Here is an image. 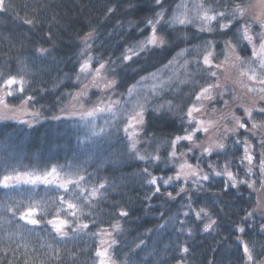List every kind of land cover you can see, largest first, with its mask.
I'll list each match as a JSON object with an SVG mask.
<instances>
[{"label": "snow or ice", "instance_id": "1", "mask_svg": "<svg viewBox=\"0 0 264 264\" xmlns=\"http://www.w3.org/2000/svg\"><path fill=\"white\" fill-rule=\"evenodd\" d=\"M167 5V7H165ZM224 6L225 10H218ZM49 7H52L49 5ZM28 5H24L27 10ZM143 9H147L151 15L143 16L139 21H129L131 30L140 38L131 39L128 47L124 49L121 55L117 58L125 67H131L132 64H139L145 57L155 55L158 52H166L172 50L176 45L177 40L187 42L190 38L182 30L194 27L196 31L192 38H197V33H213V22L216 24V34L220 36H227L232 33L237 38V43L245 44L242 49L245 52H251V56L247 59L236 55V44L231 40L220 41L224 45L219 51H216L213 41H203V49L199 50L197 46L193 48H184L177 53V57H184L185 55L196 52L197 56L194 60H184L181 65L187 72L189 63L194 65L196 73H203L201 79L206 83L199 85V91L193 90L188 95L190 104L184 105L180 108L182 113L179 117L180 134L169 132L167 135L170 139L163 141L167 145V161L175 164L177 160L183 161L179 163L178 170L175 176L154 175L149 171L148 167L141 168L138 173L125 174L121 169L125 166L129 157L132 159L147 164L149 166H159L161 163H166L159 155L160 145L153 148V152H145L142 154L138 145L141 143L139 136H147L143 140L146 145H152L157 139L155 133L148 135L149 128H157L164 135L162 129L159 128L157 121L164 120L167 117L174 115V110L179 107L173 104V101L167 100L164 103H153L152 99L145 97L143 103L137 102L135 107L139 111L134 115L128 117L126 122L110 123L105 121V127H100L92 123L98 113L105 111H112L111 103L105 107H93L86 109L83 103L77 108L76 104L69 103L64 105L61 100L54 101L51 105L40 103L43 99L42 93L45 92L43 88H35L34 80L26 79L25 75L19 74L20 71L27 73L26 69H18V75H11L12 69L9 72L0 71V121L19 120L21 124L29 127L39 124L41 121H68L78 117L79 120H88L92 127L86 133L85 139H92V137L106 134L111 136L114 133L119 135L116 145L109 144L104 150L108 153V158L105 159L101 150L97 147L98 158L114 173H118L115 178L109 180L104 179L99 182L95 172H87V169L80 165L69 164L67 166L61 165L51 166L50 170L44 171H18L15 168L5 169V174L0 176V187L10 190L4 195L10 199L11 191H17L20 186L30 185V189H25L28 199L15 200L14 205L7 206V211L11 212L12 219L19 225L23 231L28 234L36 232L37 229L43 231L48 230V234L53 235L59 242L70 241L78 239L81 236L88 235L90 228H97L96 204L93 202V197H99L96 203L107 200L105 193L109 191H116L128 186V181L134 180L136 176L146 177L141 181V187H148L154 189L147 193L143 198V203L149 208L154 207L151 203L154 197L164 196L166 194L168 201H175L177 196L183 194V198L188 202L182 205L187 211H178L175 217H165L164 212H160L156 217L164 222L158 224L155 230L147 228L140 233L133 241L129 242L123 239L128 229L125 223L130 220L134 209L131 206L128 209L119 207V202H113V207L118 210L115 213H109L114 217L113 220L108 221V228H99V231H94L91 235L94 238H99L98 246L95 249L94 260L97 264H163L159 259L161 253L169 251L179 252L185 257L191 255L187 241L181 242L179 239H169L168 243H164L161 234L171 229V235L174 237L186 236L188 240H193L197 232L210 233L217 225V220L212 218V213L204 207L196 210L193 207V198H199L201 193L208 194L209 189L205 187L206 184H213L216 178H221V188L219 192L211 193L213 201L219 200L222 195H228L232 190H237L236 194L240 195L238 189L240 186H245L252 189L255 194L256 191L264 192V120L259 123L253 119V114L264 117V0H228L227 5L217 3L216 0H201L200 3L193 4L189 8L188 0H128L127 11L129 13H139ZM259 9V13H257ZM17 6L15 0H0V11L4 13H16ZM195 10L194 18L189 17V12ZM108 11L115 14L116 9L109 8ZM31 15L37 17L36 19H22L18 15L17 19H22V23L29 26L30 30L33 28H43V23L40 21L38 14L32 10ZM57 27L60 26V21L55 20V16L50 17ZM143 24L144 27H140ZM253 28H258L259 31L253 32ZM62 30V29H61ZM56 35L49 30L44 33L42 39L45 43L54 45L53 37ZM97 39L94 35V30L85 33L79 37L80 51L79 56L82 62L79 63V69L75 74L77 82L81 81V77L93 75L91 87L97 89L101 94L109 90H114L118 81L113 79L101 85L96 83V77L100 75L101 70L115 72V68L107 67L106 64H115L116 61L109 60L108 62H100L98 57L91 55L93 42ZM10 49L15 47L12 41L19 44L18 54L14 57H5L4 65H11L14 63L24 64L25 59L32 62L36 73L43 69L39 66V62L45 60L52 55L53 48L43 46H36L37 41L30 39L24 33H16L8 38ZM178 46V45H177ZM31 52L26 58L25 51ZM220 56H224V60L217 62ZM95 59L99 65L98 68H92V62ZM232 59L238 62L240 66V76L247 79L249 82L244 87L249 92L255 93V98L251 100V106H245L238 103L237 99L233 97L232 102L237 104V107L243 110L244 117H237L232 115L230 119L234 121V126L229 128L222 125L220 120L225 119L221 117L217 120H206L202 118L206 114L215 115L216 109H208V103H223L226 106L229 101L224 100L223 97L230 89L228 80V70L230 67H235L236 63L230 65L229 60ZM175 62V58L170 60L168 64L163 65L167 71ZM247 67H244V66ZM123 70V69H122ZM142 68H133V72H139ZM36 73H27L28 75H35ZM221 77L224 78V83L221 84ZM157 79V74L150 73L148 76L140 77L137 84H143L149 79ZM69 79H71L69 77ZM171 76L168 77L170 82ZM215 81V83H208V81ZM161 87L157 90L154 84L151 88V94L154 99H162L165 89L163 85L166 83L161 78ZM191 82V81H185ZM120 83H123L121 81ZM183 83V82H182ZM126 93L131 97L133 89L136 85L129 87L124 85ZM74 101H82L87 99L90 103L89 85H84L82 90L74 96L68 93ZM123 95V94H121ZM179 99V93H177ZM19 100V104L12 101ZM103 103V101H100ZM119 103V101H116ZM51 114V115H48ZM115 115V114H113ZM127 115V114H126ZM92 118V119H89ZM247 120L251 123V127L243 122ZM109 127L114 128L113 132L106 133ZM222 129V132H221ZM244 130L247 136H251L256 141L252 144L247 136L241 138L238 133ZM197 133L209 134L205 142L197 141ZM232 137V144L226 145L223 140L228 136ZM222 137V138H221ZM10 139V137L8 138ZM8 139L0 141L4 147H8ZM79 142V141H78ZM184 148L187 145L186 151L178 153L177 146ZM95 145H86V148H92ZM232 147L242 154L235 159H225L221 164L217 160L216 163H209V171L205 172L199 164L200 160H210L213 155L227 156L228 149ZM193 149L200 151L199 156H193L197 160V164L188 163L185 157L193 152ZM153 153H156L155 155ZM258 160V163H257ZM233 167L244 169V174L247 179H238L239 171L234 172ZM68 169V170H66ZM219 169V170H218ZM187 170V171H186ZM82 173H86L82 174ZM255 176L256 179L251 177ZM97 178L98 183L89 184L92 179ZM120 183L117 184L116 180ZM175 182L183 184H192V190L189 192L185 187H179L176 196H173L171 191L166 193L161 192V188L175 187ZM257 184L259 189H257ZM87 185V186H86ZM43 187L45 191L54 190L57 196L53 199L50 205L47 200H37L35 197L39 195L37 188ZM101 189L104 191L101 192ZM63 192V195L59 193ZM163 207V205H160ZM89 209V211H85ZM241 211H245L246 215L242 218V223L248 225L247 228L237 225L235 231L240 234L234 243L238 247H242L243 253L246 256L245 264H257L255 252L258 256L264 255V244H260L254 238L248 241L241 237L248 235L250 232L256 231V221L253 217L259 213L260 219L264 220V195L259 196L256 200V206L252 211H248L243 206ZM184 219H180V217ZM138 219V218H137ZM90 221L91 223L87 222ZM124 221L125 223H122ZM204 221H207L206 223ZM22 222V223H21ZM11 223V221H9ZM189 223L195 224L196 228L188 227ZM202 224V227L200 225ZM258 233L264 235V224L258 227ZM20 239H23V233H18ZM118 237L120 239H118ZM143 237H147L144 239ZM155 237V239H154ZM8 239H12L10 233ZM139 241L138 243L136 241ZM252 244L253 247H249ZM259 244V247L257 245ZM25 244L24 248L27 249ZM41 247H44L41 245ZM126 249V251H125ZM16 249L0 248V264H51L53 260L58 264L61 261L59 251L53 249L51 245L48 246V252L44 253L43 259L40 254H37L35 260L22 259L20 261L9 260V255H14ZM35 251V250H34ZM118 257L119 260L114 258ZM151 258V259H149ZM178 264H183L179 261ZM264 264V261H260Z\"/></svg>", "mask_w": 264, "mask_h": 264}, {"label": "trees", "instance_id": "2", "mask_svg": "<svg viewBox=\"0 0 264 264\" xmlns=\"http://www.w3.org/2000/svg\"><path fill=\"white\" fill-rule=\"evenodd\" d=\"M15 2L17 6L15 14L0 11V71L9 72L12 69L10 74L18 75V69H26L27 73H36L32 62L26 59L24 64L14 63L7 66L4 65V58L6 56H16L19 50V44L16 41H12L15 47L10 49L8 38L16 33H24L30 39L38 42L36 46L54 47V51L51 56L39 62V66L43 69L39 73L28 75L26 72L20 71L19 74L25 75L26 79L34 80L35 88L45 89V92L42 93L43 99H40L41 104L51 105L57 100H61L64 105L70 102L75 104L77 101L72 100L67 94L72 93L74 96L84 87L86 82L84 76L81 77L80 82H77L75 79L79 63L82 62V58L79 56V37L94 30V35L97 39L93 42L91 55L98 57L100 62L116 61L115 64H106V68H115L114 73L106 70L102 71L109 78L117 80L118 84L114 90H110L109 92L112 101L108 103L105 101L106 104L97 106L105 107L111 103L112 111L98 113L97 117L92 120V123L105 127V121H109L110 123H119L123 126L122 122H126L129 116L139 111V108L135 106L137 102L143 103L145 97L152 99L153 103H164L167 100L173 101V104L179 106L174 110V115L157 121L164 135H161V132L155 127L149 128L148 135L150 136L155 133L157 136L152 145L143 143V140L147 139V136L141 135L138 137L141 140L138 148L142 154L145 152V149L148 152H153V148L156 145H160L159 155L166 163H161L158 167L155 165L149 166L129 157L121 172L125 174L138 173L141 168L148 167L149 171L154 175L164 176L165 178L175 176L179 163H182V161L177 160L175 164L167 161V151H170V149L166 151L167 145L163 141L170 139L167 135L169 132L180 134L179 117L182 114L180 108L191 103L188 100V95L193 90L199 91V86H196L195 82L198 81L199 85L206 83L201 79L203 73H196L193 64L189 63L187 72L181 67L185 59L192 61L196 58L197 53L192 52L184 57H177V53L181 49L193 48L194 46L202 50L204 46L203 41L209 40L216 42V51H219L224 47L220 41L230 39L234 44L237 42V38L232 33H229L227 36L217 35L215 31L217 26L214 22L212 24L213 33H197V38H192L196 29L189 27L182 30L190 38L187 42L177 40L172 50L158 52L155 55L145 57L139 64H132L131 67L125 68L117 58L129 46L131 39L140 38L131 30L129 21H139L143 16H150L151 13L147 9H143L139 13H129L127 11L128 0H15ZM216 2L221 3V0H216ZM222 4L227 5L228 0H222ZM24 5H28L27 10L24 9ZM49 5L52 7H49ZM109 8L116 9L115 14L110 13L108 11ZM32 10L37 12L40 21L43 23L42 29L33 28L30 30L28 25L22 23V19L37 18L31 15ZM218 10L224 11L225 7L222 6ZM17 15L22 19H17ZM53 16H55L56 21H60L59 27L50 19ZM194 16L195 12L190 18H194ZM140 27L143 28L144 25L141 24ZM49 30L56 34L53 37L54 45L45 43L42 39L44 33ZM245 46L242 43L238 45V51L244 55L248 54L242 51ZM30 54V50L25 51L23 58H26ZM174 58V64L165 71L163 65L168 64ZM221 58L222 56L218 58L217 62ZM98 66L94 59L92 68L96 69ZM133 68H142V70L133 72ZM150 73L157 74L160 81L161 78L166 81L163 85L165 91L162 99L157 100L152 97L151 88L155 84L153 79L150 78L143 84H137L140 77L148 76ZM169 76L172 77L170 82L168 81ZM121 81L123 83H120ZM160 81L157 85L155 84L157 90L161 87ZM208 83H215V81H208ZM125 84L129 87L136 85L131 97L126 93ZM177 93H179V99L177 98ZM116 101H119V103H116ZM12 102L15 104L20 103L19 100ZM89 103L87 102L86 104L87 108L89 107ZM91 127L92 124L88 120H79L78 117L66 122L41 121L39 124L31 127L21 124L19 120L0 121V141L10 137L8 139V147L0 144V176L5 174V169L10 171L15 168L21 172H42L46 169L50 170L51 166L59 168L61 165L76 164L87 169V172H95L96 177L99 178V182H103L104 179L111 180L115 178L119 174L114 173L103 160L98 158L96 148L98 147L105 159H107L108 153L104 150L109 144L116 145L119 135L123 136L124 134L123 132L120 134L114 133V128L109 127L106 129V133H114L110 137L106 134H101L92 137V139H85L86 133L90 131ZM199 136L200 134L197 133V138ZM240 137L244 138L245 135L241 133ZM93 144L95 145L94 147L86 148V145ZM231 144L232 138L227 141L226 145ZM186 150L187 145L184 148H181L179 145L177 146L178 153ZM153 154L155 155L156 153ZM199 154L200 151L194 149L192 153L188 154L187 157L193 165L197 164V160L193 156H199ZM241 154L240 151H236L230 147L227 156L217 157L213 155L210 160H200L199 164L205 172H208L209 163H216L218 160L222 164L225 159H232L235 162V159ZM232 170L234 172L239 171L238 179L248 178L245 176L243 168H239L238 170L236 167H233ZM82 174L86 175V173ZM97 178L92 179L88 183H98ZM251 178L256 179L255 176ZM144 179L147 178L136 176L134 180L127 182V187L105 193L107 200L100 201L99 203L96 202L100 198L93 197L92 200L96 204V211L93 214L96 217L97 228H90L88 235L64 242H59L53 235L48 234L47 229L43 231L37 229L36 232L28 234L12 219L11 212L6 210L7 206L14 205L15 200L28 199L25 189H30L32 186L24 185L20 186L17 191H11L10 196L14 199H10L4 195V193L10 190L0 187V248L16 249L14 255H9L8 259L20 261L22 259L35 260L37 254H40L41 259L45 258L43 254L48 252V246L51 245L53 249L59 251L61 257L59 264H97L94 256L99 238H94L91 233L99 231V228L109 227L108 221L114 219L109 213H115L118 210L116 207H113V202L118 201L119 207L128 209L131 206L134 209L130 220L126 223L122 221L128 229L123 239L129 242L133 241L147 228L155 230L156 225L162 224L164 221L156 218L160 212H164L165 217H175L178 211H187L186 208L181 207L188 202L183 198V194L177 196L175 201H168L166 194L158 198L154 197L151 201L154 207L149 208L143 203V198L154 189L141 187V181ZM221 182V178L218 177L213 184H206L205 187L209 189V193H201L199 198L194 197L192 201L193 207L196 210L204 207L212 213V218L217 220L214 230L210 233L197 232L193 240H188L186 236L174 237L171 235V229L167 230L161 234L164 243H168L170 238L179 239L181 242L187 241L191 255L185 257L183 254L174 251L161 253L159 259L163 264H178L179 261H183V264H245L246 256L243 253L242 247H238L234 243L237 237L240 236L235 231V228L237 225L245 228L248 227V225L242 223V218L246 213L245 211H241V207L243 206L248 211H252L256 206L258 195L257 192L252 194V189L240 186L238 189L240 195L236 194L237 190H232L228 195H222L219 200L213 201L211 193L220 191ZM116 183L119 184L120 181L117 179ZM175 183L177 186L168 187L166 190L162 187L161 192L166 193V191H171L173 196H176L179 187H185L189 192H191L193 187L191 183ZM258 187L259 185L257 184ZM36 191L39 195L35 198L37 200L43 198L50 205L57 196L56 191H45L43 187L37 188ZM103 191L101 189V192ZM59 194L63 195L64 193L61 192ZM161 204L163 207L160 206ZM85 211L87 212L89 209H85ZM180 219H184V217L181 216ZM253 219L256 221L255 227L257 230L241 238L245 241L254 238L260 244H264V235L258 233V227L264 223V220L260 219V214H256ZM87 222L91 223L90 221ZM204 222L206 223L207 221ZM187 226L191 228L197 227L193 223H189ZM200 227H202V224ZM10 233L12 234L11 240L8 239ZM18 233H23L24 238L20 239ZM143 238L147 239V237ZM118 239L120 238L118 237ZM136 242L138 243L139 241L137 240ZM25 244L28 245L27 249L24 248ZM41 245L44 247H41ZM249 247L251 248L253 245L250 244ZM257 247H259V244ZM253 255L256 257L257 264L264 257V255L258 256L255 252ZM114 258L117 261L119 260L118 257L114 256ZM51 264H58V262L53 260Z\"/></svg>", "mask_w": 264, "mask_h": 264}, {"label": "rangeland", "instance_id": "3", "mask_svg": "<svg viewBox=\"0 0 264 264\" xmlns=\"http://www.w3.org/2000/svg\"><path fill=\"white\" fill-rule=\"evenodd\" d=\"M200 0H188L189 3V8L191 9L193 4L199 3ZM259 9H257V13H259ZM195 12V10L190 11L189 12V17L191 15H193V13ZM259 31L258 28H253V32H257ZM236 44V55L241 56L244 59H247L248 57L251 56V52H247L248 54H242L238 51V45H240L241 43H234ZM224 60V56H222L221 60ZM236 63L235 67H230L227 73L228 76V80H229V84H230V89L228 92L225 93L223 99L229 101L228 105L226 106L223 103H208L206 106L207 108L210 110L212 108H215L216 114L215 115H211V114H206L205 116H203L202 118L206 119V120H217L220 119L222 116L225 117V119H221L220 122L222 125H226L227 127L231 128L234 126V121H232L230 119V117L232 115H235L237 117H241L243 119L244 117V113L243 110L240 109L239 107H237L236 103H233V97H235L238 101V103L240 104H244L245 106H251V100L255 98V93H251L248 91V89L246 87H244L245 84H248L249 82L247 81L246 78L241 77L240 76V66L238 64V62H235L234 60L230 59L229 60V64L232 65ZM244 67H247L246 65ZM95 75V72H93V75H88L85 77V85H89V97L91 98V103H89V107L87 108L86 104L87 102H89L87 99H84L82 101H77L76 107L79 108L80 104L83 103L84 107L86 109H91L93 107H97L99 105H104L106 104L105 101L111 102L112 97L111 95L109 96V91H106L105 93L101 94V92L97 89H94L91 87V82L93 81V76ZM113 79L109 78L107 75H105L103 73V71L101 70L100 75L98 77H96V83H99L101 85L107 83L108 81H111ZM159 79L157 77V79L154 80L155 84L157 85L159 83ZM224 83V78L221 77V84ZM82 90V89H81ZM80 90V91H81ZM78 91V92H80ZM77 92V93H78ZM100 101H103V103H100ZM264 106V105H262ZM253 119H255L258 123L262 120H264V117L256 115L255 113L253 114ZM243 122L248 124V127H251V123L247 120H243ZM222 132V129H221ZM243 133L245 136H247V133L244 132V130H241L238 135L240 136V134ZM200 136L197 138L198 142H205L208 139V135H211V133L209 134H201L199 133ZM222 138V137H221ZM232 137L231 135L228 136L227 139H224L223 142L226 144L228 140H230ZM247 138L249 139V141L252 144H255L256 141L252 139L251 136H247ZM194 150H198V149H194ZM188 156V155H187ZM185 157V159L188 161V163L192 164L189 160L188 157ZM183 162V161H182ZM187 171V170H186ZM259 189V187L257 188ZM258 197L264 195V192L261 191H256ZM259 214V213H257ZM264 224V223H263ZM261 261H264V257L263 259H261ZM260 264V262L258 263Z\"/></svg>", "mask_w": 264, "mask_h": 264}]
</instances>
